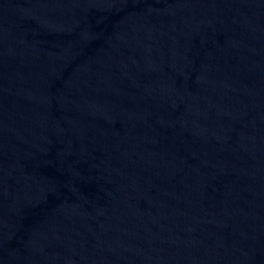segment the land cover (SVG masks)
Here are the masks:
<instances>
[{"label":"water","instance_id":"1","mask_svg":"<svg viewBox=\"0 0 264 264\" xmlns=\"http://www.w3.org/2000/svg\"><path fill=\"white\" fill-rule=\"evenodd\" d=\"M0 264H264V0H0Z\"/></svg>","mask_w":264,"mask_h":264}]
</instances>
